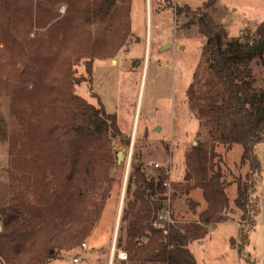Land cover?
I'll return each instance as SVG.
<instances>
[{
    "label": "trees",
    "instance_id": "obj_1",
    "mask_svg": "<svg viewBox=\"0 0 264 264\" xmlns=\"http://www.w3.org/2000/svg\"><path fill=\"white\" fill-rule=\"evenodd\" d=\"M61 2L67 3L64 14L58 10ZM131 4L132 0H0V41L10 53L25 42L17 33L19 25L46 28L44 48L36 34L29 40L37 41L34 50L40 55L35 69L24 74L32 76V84L28 89L13 88L19 95L13 94L12 100L27 97L31 110L17 108L22 122L8 142L14 190L5 192L12 194V202L0 232V254L8 264H46L60 249L83 241L112 193V141L119 138L128 144L129 138L116 113L107 111L100 100L97 106L75 92V85L87 78L77 76L73 64L86 57L87 80L92 79L94 59L113 54L128 38ZM183 6H176L177 14L184 8L196 11ZM95 20L110 33L101 28L94 35L90 23ZM199 27L206 40L187 98L204 120L207 136L186 151V183L180 188L201 187L207 206L197 220L160 218L168 206V175L148 173L134 151L124 195L126 239L118 242L131 252L132 263L197 264L188 245L202 238L209 225L227 218L226 188L235 181V204L241 212L237 236H231L230 243L248 264H259L248 245L261 210L257 190L263 166L256 145L264 139V89L256 84L251 65L260 51H253L249 35L231 34L206 13L199 17ZM7 129L0 118L1 139L8 136ZM235 143L243 146L240 162L247 170L228 180L217 145Z\"/></svg>",
    "mask_w": 264,
    "mask_h": 264
},
{
    "label": "rangeland",
    "instance_id": "obj_2",
    "mask_svg": "<svg viewBox=\"0 0 264 264\" xmlns=\"http://www.w3.org/2000/svg\"><path fill=\"white\" fill-rule=\"evenodd\" d=\"M207 2L132 0V29L128 38L113 54L94 59L92 79L87 80L86 57L73 64L75 74L87 78L75 85V92L97 106L100 100L107 111L116 113L117 122L129 138V143L119 138L112 141V193L105 198L106 204L90 236L75 246L60 249L59 255L46 264H166L160 261L132 263L131 252L118 243L120 238L124 242L126 239L124 195L134 151H137L148 173H167L169 221L197 220L199 213L207 206L201 187L189 191L180 188L186 183V151L197 140L206 139L207 136L204 120L190 108L187 98V89L206 40L200 31L199 17L206 13L214 22L224 25L231 34L249 35L253 45L264 39V0H214L206 5ZM177 5H188L196 11L184 8L177 14ZM66 7V2L59 4L61 14L65 13ZM101 28L110 33L108 26L102 22L95 20L90 23L94 35ZM17 33L25 42L21 48L14 46L11 53L0 41V118L8 128V136L0 138V232L4 229V218L12 202V194L6 195L5 192L14 190V184L10 182L9 136L22 122L17 108L23 105L26 111L31 110L27 97L12 100L13 88L28 89L32 84V76L24 74L27 70L35 69L40 55L34 50L37 41L31 43L29 40L40 37V47L44 48L46 28L19 25ZM169 41L171 45H166ZM251 65L256 84L264 89V49L255 55ZM18 95L14 94L15 97ZM11 104L14 105L12 109ZM217 149L223 154L222 168L228 180L234 174L246 173L247 165L240 162L243 151L241 144L235 143L230 147L219 144ZM118 150L125 151L121 165L117 163ZM256 150L263 166V176L257 190L261 210L257 214L256 227L250 234L248 252L259 264H264V139L257 143ZM226 189L230 202L227 218L209 225L202 238L188 245L197 264H248L230 243L231 236H237L241 212L235 204L237 183L234 181ZM7 251L12 255L13 249L8 248ZM120 252L126 253L127 257L122 258ZM74 257L79 259L74 261ZM0 264H8L3 254H0Z\"/></svg>",
    "mask_w": 264,
    "mask_h": 264
},
{
    "label": "water",
    "instance_id": "obj_3",
    "mask_svg": "<svg viewBox=\"0 0 264 264\" xmlns=\"http://www.w3.org/2000/svg\"><path fill=\"white\" fill-rule=\"evenodd\" d=\"M252 49L255 52L262 51L264 49V39H262L258 43L253 44ZM117 158H118L117 163L119 165L123 164V161L125 159V151L124 150H118Z\"/></svg>",
    "mask_w": 264,
    "mask_h": 264
},
{
    "label": "built area",
    "instance_id": "obj_4",
    "mask_svg": "<svg viewBox=\"0 0 264 264\" xmlns=\"http://www.w3.org/2000/svg\"><path fill=\"white\" fill-rule=\"evenodd\" d=\"M156 165H158V163H155ZM169 207L167 206L164 210H163V212L160 214V218H163V219H166V220H171V217H170V214H169ZM120 256L122 257V258H126V256H127V254L126 253H124V252H120ZM79 258L78 257H74L73 258V260L74 261H77Z\"/></svg>",
    "mask_w": 264,
    "mask_h": 264
},
{
    "label": "crops",
    "instance_id": "obj_5",
    "mask_svg": "<svg viewBox=\"0 0 264 264\" xmlns=\"http://www.w3.org/2000/svg\"><path fill=\"white\" fill-rule=\"evenodd\" d=\"M148 2H149V0H148ZM131 29H132V25H131ZM149 40H151V35H149ZM166 45H171V41L167 42ZM69 258H70V257H69Z\"/></svg>",
    "mask_w": 264,
    "mask_h": 264
}]
</instances>
